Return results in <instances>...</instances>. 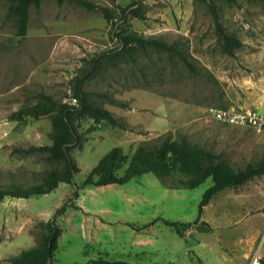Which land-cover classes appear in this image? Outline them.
<instances>
[{"label":"rangeland","instance_id":"obj_1","mask_svg":"<svg viewBox=\"0 0 264 264\" xmlns=\"http://www.w3.org/2000/svg\"><path fill=\"white\" fill-rule=\"evenodd\" d=\"M89 1L110 9L112 20L99 10L44 0L29 8L19 41L15 17H7L8 2L0 0V189L27 188L48 171L64 169V161H49L44 153L16 150L51 144L50 115L22 121L8 115L38 102L40 94L69 103L79 79L86 98L118 124L90 118L75 123L78 140L70 155L79 169L76 184L113 147L130 158L142 142L158 145L181 136L234 169L260 160L264 131L220 124L207 109L264 111V0H138L134 6L132 0ZM209 1L226 32L242 42L232 55L216 42ZM136 7L143 19L130 15ZM122 31L184 49L193 70L150 47L99 58L120 48ZM186 179L177 171L146 173L125 184L84 187L77 198L70 184L67 195L61 185L29 198L4 197L0 264L36 245L51 219L61 233L50 264H250L263 258L264 174L219 191L200 215L211 178L192 189L183 185ZM63 204L64 212L56 213ZM162 219L184 223L181 236Z\"/></svg>","mask_w":264,"mask_h":264},{"label":"trees","instance_id":"obj_2","mask_svg":"<svg viewBox=\"0 0 264 264\" xmlns=\"http://www.w3.org/2000/svg\"><path fill=\"white\" fill-rule=\"evenodd\" d=\"M44 0H7V17H15V33L22 40L27 32L29 19V8H38ZM58 4L64 2L76 4L85 9L99 10L106 21H111L113 14L107 7H100L89 0H55ZM207 1V0H204ZM233 1V0H230ZM138 3L132 0L131 6ZM208 9L214 25L216 42L221 51L227 55H232L234 50L242 45L237 37L226 32L219 20L216 6L208 2ZM122 13L128 9L120 8ZM130 15L135 18L143 19V14L138 7L131 9ZM121 46L115 49L113 55L102 53L99 58H114L123 56L129 49L153 48L162 50L169 54L176 55L185 66L193 70V66L188 60L184 49L168 44L158 38H144L140 35L122 31L118 35ZM99 58L94 59L96 62ZM72 97L76 98L77 105L68 102H57L50 95L40 94L38 102L22 106L8 115L12 121H22L26 117L38 118L40 116H51V132L49 145L31 146L27 149H16L18 152L31 153L39 152L46 154L49 161H64L65 167L61 170H50L45 173L40 182L27 188L19 189H0V200L4 197L29 198L31 196L47 194L54 190L59 183L70 184L74 187L73 197L78 196V190L84 187H97L110 184H125L131 179L146 173H152L158 177L170 176L177 171L187 175L183 185L192 189L200 185L207 178H211L212 184L203 193L198 205V213L205 205L221 190L244 183L254 177L264 174V150L259 161L247 164L244 168L234 169L220 159L218 154L209 149L191 144L185 136L179 140H166L158 145H151L148 142L140 143L130 158L123 152L121 147H113L105 153L95 164V166L85 175L80 184L73 180L74 173L79 171L72 156L70 146L78 140L75 123L90 118L95 124L105 122L117 125L118 122L114 115L107 109L92 104L82 89V79L75 82ZM127 163L126 167L124 165ZM122 172L119 174V171ZM66 205H61L56 213L64 212ZM200 216L197 218L199 220ZM164 225L172 228L175 233L181 236L180 226L184 223L162 219ZM48 232L41 235V239L33 247L21 250L16 256L8 259L10 264H47L48 258L51 259L57 248V239L61 229L53 222L47 223ZM260 264H264V257L260 259ZM156 264V263H154ZM160 264H172L170 262Z\"/></svg>","mask_w":264,"mask_h":264},{"label":"built area","instance_id":"obj_3","mask_svg":"<svg viewBox=\"0 0 264 264\" xmlns=\"http://www.w3.org/2000/svg\"><path fill=\"white\" fill-rule=\"evenodd\" d=\"M71 105H77L74 97H69ZM208 116L223 125L246 127L257 132L264 131V111H258L249 107L235 106H210L207 109ZM260 259L254 257L250 264H260Z\"/></svg>","mask_w":264,"mask_h":264},{"label":"crops","instance_id":"obj_4","mask_svg":"<svg viewBox=\"0 0 264 264\" xmlns=\"http://www.w3.org/2000/svg\"><path fill=\"white\" fill-rule=\"evenodd\" d=\"M250 108V107H249ZM61 185H64V187L66 188V190H67V193L65 194V195H67L68 194V192H70L71 191V189H70V187H69V185L68 184H66V183H59L58 184V186L55 188V189H57V188H59V186H61ZM107 186V185H106ZM102 187H104V186H102ZM54 189V190H55ZM54 190H52L51 191V193L54 191ZM2 201V200H1ZM0 201V202H1ZM2 218H0V228H1V222H2ZM23 240V239H22ZM18 242H21V239L20 238H18ZM31 247H33V246H31ZM30 248V247H29Z\"/></svg>","mask_w":264,"mask_h":264},{"label":"water","instance_id":"obj_5","mask_svg":"<svg viewBox=\"0 0 264 264\" xmlns=\"http://www.w3.org/2000/svg\"><path fill=\"white\" fill-rule=\"evenodd\" d=\"M51 222H52V219H51ZM47 264H50V258H48V260H47Z\"/></svg>","mask_w":264,"mask_h":264}]
</instances>
